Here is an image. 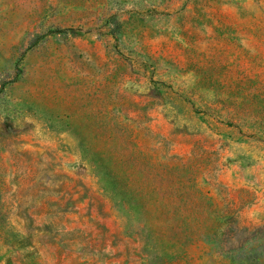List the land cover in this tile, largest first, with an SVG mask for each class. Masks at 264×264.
I'll return each instance as SVG.
<instances>
[{
  "label": "rangeland",
  "instance_id": "rangeland-1",
  "mask_svg": "<svg viewBox=\"0 0 264 264\" xmlns=\"http://www.w3.org/2000/svg\"><path fill=\"white\" fill-rule=\"evenodd\" d=\"M0 264H264V0H0Z\"/></svg>",
  "mask_w": 264,
  "mask_h": 264
}]
</instances>
